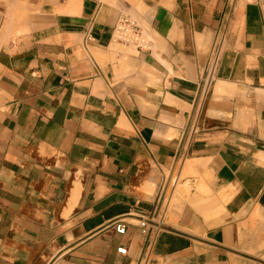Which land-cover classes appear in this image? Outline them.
<instances>
[{"label":"crops","instance_id":"obj_1","mask_svg":"<svg viewBox=\"0 0 264 264\" xmlns=\"http://www.w3.org/2000/svg\"><path fill=\"white\" fill-rule=\"evenodd\" d=\"M143 258L264 264V0H0V264Z\"/></svg>","mask_w":264,"mask_h":264},{"label":"built area","instance_id":"obj_2","mask_svg":"<svg viewBox=\"0 0 264 264\" xmlns=\"http://www.w3.org/2000/svg\"><path fill=\"white\" fill-rule=\"evenodd\" d=\"M114 30H115V34H116L117 39H119L121 42L127 43V44H130V43L131 44H138L137 43L138 35H139L138 27L136 25H134V23H132L128 19H125V18L120 19L118 21V23L116 24ZM219 54H220V45L218 43H215L213 45V48H212L211 53H210L209 71H208V74H207V77L205 79L204 84L201 85V89L203 90V93H202L201 99L198 98V100H201V103L203 100L204 92H207V90L209 88L211 78L213 77V74H214L213 73L214 69H215L217 61L219 59ZM138 224L141 228H143V230H145L146 225H147V221L141 219V220H139ZM115 230L118 233H124L126 231L125 222H119L118 224H116ZM141 264H146L145 258L142 259Z\"/></svg>","mask_w":264,"mask_h":264},{"label":"bare ground","instance_id":"obj_3","mask_svg":"<svg viewBox=\"0 0 264 264\" xmlns=\"http://www.w3.org/2000/svg\"><path fill=\"white\" fill-rule=\"evenodd\" d=\"M199 196V195H198ZM201 197V196H200ZM213 198V197H212ZM216 198V197H215ZM173 199V198H172ZM202 199V198H201ZM200 199V200H201ZM217 199V198H216ZM168 200H169V198H168ZM200 200L199 201H197V202H200ZM208 202V201H207ZM181 203V202H180ZM202 203H203V201H201V205H202ZM206 203V202H205ZM195 204V203H194ZM197 205H198V203H197ZM205 205V204H204ZM217 205V204H216ZM199 207H200V204L198 205ZM218 206V205H217ZM169 207V206H168ZM204 207V206H203ZM210 207V206H209ZM214 207V206H213ZM201 211V210H200ZM203 213L205 214H207V212H205V211H203Z\"/></svg>","mask_w":264,"mask_h":264}]
</instances>
